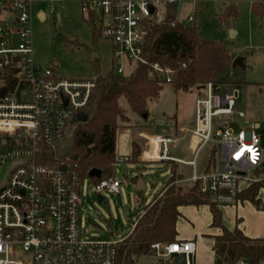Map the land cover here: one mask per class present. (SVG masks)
<instances>
[{
    "label": "built area",
    "instance_id": "obj_1",
    "mask_svg": "<svg viewBox=\"0 0 264 264\" xmlns=\"http://www.w3.org/2000/svg\"><path fill=\"white\" fill-rule=\"evenodd\" d=\"M35 1L0 0V183L6 179L0 188V264H24L17 259L21 251L29 254L30 264H116V246L124 239L88 236L82 231L81 190L92 178L81 176L75 158H58L55 152L71 121L88 107L95 79H58L52 70L36 64L31 31ZM172 1L81 0L84 17L94 16L101 38L111 43L113 63L119 66L114 67L115 73L129 75L147 63L143 24L162 21L166 4ZM128 68H132L129 73ZM153 71L171 84L172 69L154 64ZM154 72L150 77L154 78ZM236 101L234 90L206 84L197 90L195 100L193 160L172 155L178 138L156 136L150 138L144 158L190 166L191 174L182 182L199 183L201 191L210 193L219 206H238L243 191L264 181V150L245 113H236ZM208 146L209 162L199 170L198 158ZM46 150H53L54 156ZM15 161L20 163L10 171ZM93 184L99 196L120 194L121 182L115 176ZM135 226L136 222L132 231ZM150 249L148 257L156 264H195L197 246L192 240L156 242Z\"/></svg>",
    "mask_w": 264,
    "mask_h": 264
},
{
    "label": "rangeland",
    "instance_id": "obj_2",
    "mask_svg": "<svg viewBox=\"0 0 264 264\" xmlns=\"http://www.w3.org/2000/svg\"><path fill=\"white\" fill-rule=\"evenodd\" d=\"M201 7L202 0H196ZM224 0H206L210 4L211 13L204 15L203 11L194 10V0H178L175 17L185 26H198L205 39H221L233 62L243 57L245 68L234 67L233 74L236 84H222L236 94V113L243 112L249 125L255 127L261 138L264 150V19L252 10L255 2L264 0H232L237 3L239 17L231 21V28L236 32L231 36L230 30L219 27L216 13L224 9ZM31 31L33 42V58L36 64L44 70H52L54 76L62 80L95 79L96 70L103 76L112 72L118 63H113L111 43L105 39H94L91 26L87 23L81 0H37L32 4ZM221 9V10H220ZM197 15V23L190 22V16ZM41 16L43 18H41ZM190 17V18H189ZM189 18V19H188ZM99 29L98 23H96ZM98 63V68L95 64ZM132 68H128L127 73ZM197 90L192 92L176 91L172 85L165 83L160 96L148 103V118L135 113L127 100H119L121 107L131 122H120L118 130V164L114 176L121 182L120 194L104 192L105 199L100 202L99 195L93 190V182L89 178L82 186V231L88 236L100 238L125 239L132 231V225L143 212V203H150L166 186L172 163L148 162L144 153L149 151V140L156 137H175L184 135L181 146L182 158L193 160L189 150V140L195 115V100ZM127 129L130 136L125 138ZM123 136V137H122ZM133 140L142 146V163L130 162V148ZM210 147H206L198 158L199 170L205 169L209 162ZM219 149L215 160L219 164ZM192 168L179 165L177 180L180 175L189 176ZM142 176L146 190L138 192L133 179ZM264 177V172L262 175ZM186 185H189L188 183ZM264 204V193L262 194ZM251 203H240L238 206H220L223 225L230 230L244 229L249 237L264 239V214L254 211ZM192 210L194 213H189ZM196 213V214H195ZM240 219L244 221L241 222ZM238 220V221H237ZM212 216L209 207H192L184 209L179 220L178 241H187L194 235L197 252L195 264H214L217 256L215 237L220 233L212 227ZM254 239V238H252ZM17 259L24 264H30L29 254L21 251ZM151 257H142L140 264H156Z\"/></svg>",
    "mask_w": 264,
    "mask_h": 264
},
{
    "label": "trees",
    "instance_id": "obj_3",
    "mask_svg": "<svg viewBox=\"0 0 264 264\" xmlns=\"http://www.w3.org/2000/svg\"><path fill=\"white\" fill-rule=\"evenodd\" d=\"M178 0L166 4L164 19H151L143 24V56L147 63L139 64L129 75H118L114 71L103 76L96 70L91 101L82 112L84 121L74 124L76 144L75 163L85 179L96 168L102 170V178L114 177L118 164L117 137L120 122H131L119 100L124 97L131 109L142 116L148 112V103L158 98L164 82L153 71V65L173 71L170 85L176 91L192 92L208 83L218 85L235 83L231 73L233 58L224 40L205 39L198 26H185L175 17ZM252 10L264 19V2H255ZM219 27L231 28V21L239 17L238 5L230 2L225 11L215 14ZM91 26L94 39L101 38L96 19L85 18ZM98 63L95 64V68ZM98 68V67H97ZM154 72V78L150 73ZM142 146L132 142L130 162L142 163ZM50 157L53 150H46ZM177 163H172L169 180L152 202L143 203V212L137 218L134 230L116 246V264H140L142 257L152 255L151 244L170 243L178 239L177 222L180 208L208 205L212 212V227L220 230L215 237L217 254L214 264H237L246 260L249 264H264V239H252L243 230L227 229L222 222L220 206L212 200L210 193L201 191L200 184L183 185L177 180ZM208 170H212L209 168ZM264 172V170L262 171ZM97 183L99 179H92ZM138 177L132 181L136 185ZM264 181L252 184L240 195L242 201H250L258 209H264L259 192Z\"/></svg>",
    "mask_w": 264,
    "mask_h": 264
},
{
    "label": "water",
    "instance_id": "obj_4",
    "mask_svg": "<svg viewBox=\"0 0 264 264\" xmlns=\"http://www.w3.org/2000/svg\"><path fill=\"white\" fill-rule=\"evenodd\" d=\"M155 9L154 7H151V12L154 13ZM230 34L231 36H234L235 34V31L234 30H230ZM243 60L244 58L243 57H239L237 58L234 62H233V66L234 67H241V68H245V65L243 63ZM4 91L2 90L1 93H3ZM82 113L77 115L70 123L69 127H68V130H67V134H66V137H65V140L64 142H62L61 144H59L56 149H55V152H56V156L58 158H64V157H71V158H76V155H75V144H76V136H75V130H74V124L78 121H84L85 118L82 117ZM144 117L145 118H148V114L145 113L144 114ZM172 155L175 156V157H178V158H182V154H181V150L180 148H173L172 149ZM20 162L19 161H15L13 164H12V167L10 169V171L16 167ZM89 177L92 178V179H101L102 178V170L100 169H92L90 172H89ZM6 184V179L4 180L3 183H0V188L3 187L4 185ZM146 184L142 178V176L140 175L138 177V180H137V183H136V190L138 192H141V191H144L146 190ZM99 201L102 202L105 197L104 196H99L98 197Z\"/></svg>",
    "mask_w": 264,
    "mask_h": 264
},
{
    "label": "crops",
    "instance_id": "obj_5",
    "mask_svg": "<svg viewBox=\"0 0 264 264\" xmlns=\"http://www.w3.org/2000/svg\"><path fill=\"white\" fill-rule=\"evenodd\" d=\"M203 2H202V4H201V7H198V2L196 1V0H194V10H195V12L196 11H198V9L199 10H201V11H203V14L204 15H206V14H209V12L211 13V10H210V4H208V3H204V1H206V0H202ZM178 2V1H177ZM230 2H232V0H224L223 1V4H224V9L223 10H221V11H219L218 13H216V14H221V13H223L224 11H225V8H226V6L230 3ZM196 14H198L197 12H196ZM194 15L193 17L192 16H190L191 18H192V20H190V22H195V23H197V18H198V16L197 15ZM189 17V18H190ZM188 18V19H189ZM190 18V19H191ZM232 28H230V29H228V30H231ZM227 30V31H228ZM232 30H234V29H232ZM236 33V32H235ZM234 37V36H233ZM233 58V57H232ZM234 59V58H233ZM245 62V59L243 60V63ZM188 131H190V129L188 128L187 130H185V133H182V135H180V136H178V135H176L175 136V138H178V142L179 141H182V138L184 137V135L185 134H187V132ZM130 132H131V130H129V129H127V133L125 134V138L127 139V137H129L131 134H130ZM123 137V136H122ZM133 142V141H132ZM189 143H190V146H189V150L191 151V154L193 155V150H194V148L196 147V140L195 139H193L192 137L190 138V140H189ZM118 146H119V139H118V137H117V156H118ZM178 148H180V150H181V154H182V156H183V153H182V148H181V146H178ZM132 153V143H131V148H130V154ZM185 160V159H184ZM187 161V160H186ZM189 161H191V160H189ZM181 176H182V178L183 177H185V176H183V173H181L180 174ZM117 179V178H116ZM118 180V179H117ZM179 182H182L181 180H179ZM184 184H187V183H185V182H183ZM264 193V188L263 189H261L260 190V192H259V199L262 201V194ZM246 202H249V203H251L250 201H244V202H242V204L243 203H246ZM263 203V202H262ZM251 205L254 207V208H252L254 211H257L258 213H261V214H264V209H258L254 204H252L251 203ZM263 206H264V204H263ZM192 207H194V208H196L197 206H185V207H181L180 208V212H181V217L179 218V220L182 218V215H183V210L184 209H191ZM200 207H209L208 205H202V206H198V208H200ZM209 210H210V213H211V216H212V212H211V209H210V207H209ZM189 213H194L192 210H189ZM196 214V213H195ZM179 220H178V222H177V230H178V224H179ZM212 220H213V217H212ZM238 221V220H237ZM240 221L241 222H243L244 220L243 219H240ZM211 224H212V222H211ZM237 228V227H236ZM219 230V229H218ZM230 230V229H229ZM234 230V229H233ZM241 230H243V232L245 233V230L244 229H241ZM219 232H220V230H219ZM194 235H191V236H189V237H187L189 240H192V238H193V236H196L195 234V232L193 233ZM246 234V233H245ZM247 235V234H246ZM248 236V235H247ZM178 237H179V231H178ZM249 237V236H248ZM251 238V237H250ZM252 238H254V239H257L256 237H252Z\"/></svg>",
    "mask_w": 264,
    "mask_h": 264
},
{
    "label": "flooded vegetation",
    "instance_id": "obj_6",
    "mask_svg": "<svg viewBox=\"0 0 264 264\" xmlns=\"http://www.w3.org/2000/svg\"><path fill=\"white\" fill-rule=\"evenodd\" d=\"M41 18H43V17L41 16Z\"/></svg>",
    "mask_w": 264,
    "mask_h": 264
}]
</instances>
